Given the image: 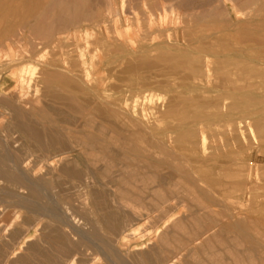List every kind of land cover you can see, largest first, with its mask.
Returning a JSON list of instances; mask_svg holds the SVG:
<instances>
[{
    "label": "rangeland",
    "instance_id": "374dc122",
    "mask_svg": "<svg viewBox=\"0 0 264 264\" xmlns=\"http://www.w3.org/2000/svg\"><path fill=\"white\" fill-rule=\"evenodd\" d=\"M54 1L0 0V61L11 59L5 55L13 51V71H26V84L32 77L36 80L11 91L6 99L16 97L18 102L7 114H0V141L10 147L15 160L25 159L23 173L37 181L48 172L42 158L68 155L45 176L48 200L62 215L67 208L77 207L67 214H78L80 226L97 230L101 237L116 220L122 226L111 231V237H118L123 227H129L126 234L136 230L137 237L119 245L122 254L147 252L155 246L160 230L169 233L170 247L186 245L182 264H264V0H126L127 5L122 0ZM32 5L37 15L28 8ZM28 58L32 61H25ZM166 128L169 133L163 132ZM6 136L11 137L8 142ZM203 136L207 139L204 146ZM19 188L0 183V234L10 246L14 230L19 238L29 228L25 223L35 225L38 220L17 204L16 195L28 196L26 189ZM250 188L255 191L246 194ZM131 205L138 209L136 216ZM14 221L17 224L11 226ZM42 221L34 227L39 226L37 233L32 228L35 239L30 242L47 246L41 242L44 233L48 234ZM142 238L146 240L142 247L147 248L135 250L136 241ZM24 248L18 256L28 253Z\"/></svg>",
    "mask_w": 264,
    "mask_h": 264
},
{
    "label": "bare ground",
    "instance_id": "6f19581e",
    "mask_svg": "<svg viewBox=\"0 0 264 264\" xmlns=\"http://www.w3.org/2000/svg\"><path fill=\"white\" fill-rule=\"evenodd\" d=\"M52 2L54 1V0H51ZM60 1V0H59ZM62 1V0H61ZM89 1V0H88ZM99 1V0H98ZM138 1V0H137ZM235 1V0H234ZM246 1V0H245ZM260 1V0H259ZM258 1V2H259ZM46 2V1H45ZM51 2V3H52ZM55 2V1H54ZM57 2H58V0H57ZM56 2V3H57ZM64 2V1H63ZM97 2V1H96ZM101 2H103V1H101ZM119 2V1H118ZM125 2H126V0H122V5H124L125 4ZM140 2V1H139ZM144 2V1H143ZM250 2V1H249ZM258 2H256V3H258ZM29 3H31V1H29ZM28 3V4H29ZM36 3H37V1H36ZM40 3V2H39ZM56 3L54 4L55 6H56ZM60 3H62V2H60ZM114 3V2H113ZM145 3V2H144ZM175 3V2H174ZM255 2H254V4H256ZM97 3H95V5H96ZM115 4V3H114ZM118 4H120V2L118 3ZM138 4V3H137ZM225 4V3H224ZM253 4V5H254ZM264 4V3H263ZM57 5H59V3L57 4ZM86 5V4H85ZM88 5V4H87ZM99 5V4H98ZM97 5V6H98ZM125 5H127V4H125ZM132 5V4H131ZM136 5V4H135ZM138 5H140V4H138ZM146 5V4H145ZM173 5V4H172ZM227 5V4H226ZM229 5V4H228ZM230 5H232V4H230ZM258 5V4H257ZM261 5V4H260ZM31 6V5H30ZM53 6V5H52ZM51 6V7H52ZM70 6V5H69ZM69 6H67V7H69ZM167 6H169V5H167ZM170 6H171V4H170ZM194 6V5H193ZM48 7H50V4H49V6ZM56 7H59V6H56ZM64 7V6H63ZM72 6H70L69 8H71ZM89 7V6H88ZM114 7V6H113ZM120 7V6H119ZM127 7V6H126ZM125 6H124V8L125 9H128V8H126ZM159 7V6H158ZM161 7V6H160ZM159 7V8H160ZM179 7V6H178ZM234 7V6H233ZM253 6H251L250 8H252ZM28 8H33V12H36V15H37V11L35 10L34 11V7H33V5H32V7H28ZM36 8H38V11H39V7H36ZM44 8L46 9L47 7L46 6H44ZM52 8H54V7H52ZM90 8V7H89ZM98 8H99V6H98ZM100 8H102L101 6H100ZM112 8V7H111ZM121 8V7H120ZM228 8V7H227ZM62 9V8H61ZM64 9V8H63ZM62 9V10H63ZM125 9L123 10V8H122V10H123V12L125 11ZM179 9V8H178ZM44 10V9H43ZM58 10H60V8L58 9ZM61 10V11H62ZM67 10V9H66ZM66 10H64L65 12H66ZM89 10V9H88ZM114 10H116V13H121V10L118 8V9H115V8H113V11ZM146 10V9H145ZM148 10V9H147ZM169 10V9H168ZM233 10V9H232ZM236 10V9H235ZM235 10H234V12H235ZM245 10V9H244ZM252 10V9H251ZM260 10V9H259ZM32 11V10H31ZM89 11H91V10H89ZM88 11V12H89ZM175 11V10H174ZM230 11V10H229ZM48 12V11H47ZM59 12V11H58ZM160 12V11H159ZM42 13V12H41ZM45 13H46V11H45ZM62 13V12H61ZM90 13V12H89ZM103 13H105V11L103 12ZM108 13V12H107ZM115 13V12H114ZM42 14H44V12L42 13ZM47 14V13H46ZM59 15H60V13H58ZM124 14H126V13H124ZM172 14V13H171ZM36 15H35V17H36ZM94 15V14H93ZM102 15V14H101ZM118 15V14H117ZM116 15V16H117ZM162 15V14H161ZM173 15H174V13H173ZM31 16V15H30ZM66 16V15H65ZM65 16H63V18L65 17ZM115 16V17H116ZM34 17V18H35ZM46 17V16H45ZM50 17V16H49ZM57 17V16H56ZM55 17V18H56ZM93 17V16H92ZM118 17H119V15H118ZM128 17V16H127ZM163 17V16H162ZM169 17V16H168ZM212 17V16H211ZM32 18H33V15H32ZM38 18V17H37ZM47 18V17H46ZM94 18V17H93ZM112 18V17H111ZM62 19V18H61ZM107 19V18H106ZM118 19V18H117ZM42 20H43V18H42ZM108 20V19H107ZM115 20V19H114ZM120 20V19H119ZM175 20V19H174ZM173 20V21H174ZM188 20V19H187ZM35 21H36V18H35ZM34 21V22H35ZM122 21V20H121ZM17 22V21H16ZM15 22V23H16ZM32 22V21H31ZM65 22V21H64ZM124 22V21H123ZM128 22V21H127ZM5 23V22H4ZM25 23V22H24ZM45 23V22H44ZM43 23V24H44ZM47 23V22H46ZM52 23V25H53V22H51ZM67 23V22H66ZM93 23V22H92ZM122 23V22H121ZM120 23V24H121ZM43 24H41V27H42V25ZM79 24V22H77V25ZM114 24H115V21H114ZM113 24V25H114ZM119 24V23H118ZM174 24V23H173ZM13 25H15V24H13ZM25 25H27V23H25ZM34 25H36V24H34ZM48 25V24H47ZM89 25H90V22H89ZM174 25H176V23L174 24ZM51 26V25H50ZM80 26V25H79ZM92 26V25H91ZM107 26V25H106ZM115 26H116V24H115ZM123 26V25H122ZM129 27H130V25H128ZM3 27V26H2ZM55 27V26H54ZM113 27V26H112ZM124 27V26H123ZM177 27V26H176ZM121 28V27H120ZM18 29V28H17ZM72 29V28H71ZM106 29V28H105ZM125 29V28H124ZM129 29V28H128ZM35 30V29H34ZM54 30H55V28H54ZM92 30V29H91ZM103 30V29H102ZM116 30H117V28H116ZM15 31H16V29H15ZM57 31H58V29H57ZM60 31V30H59ZM30 32V31H29ZM13 33V32H12ZM11 33V34H12ZM16 33V32H15ZM85 33V32H84ZM119 33H120V30H119ZM99 34V33H98ZM130 34V33H129ZM3 35H5V34H3ZM9 35H10V32H9ZM29 35V34H28ZM40 35V34H39ZM58 36V35H57ZM92 36V35H91ZM56 37V36H55ZM36 38H38V37H36ZM7 39H9V38H7ZM58 39V38H57ZM132 39V38H131ZM130 39V40H131ZM1 40H3V39H1ZM6 40V39H5ZM4 40V41H5ZM10 40V39H9ZM50 40V39H49ZM66 40V39H65ZM79 40H81V39H79ZM170 40V39H169ZM53 41V40H52ZM76 41V40H75ZM168 41V40H167ZM196 41H198V40H196ZM48 42V41H47ZM135 42V41H134ZM172 42V41H171ZM55 43H56V41H55ZM131 43V42H130ZM35 44H36V41H35ZM53 44V43H52ZM9 45V44H8ZM115 45V44H114ZM10 46V45H9ZM57 46H58V44H57ZM127 46V45H126ZM35 49V48H34ZM52 49V48H51ZM83 49V48H82ZM84 49H85V47H84ZM83 49V50H84ZM175 49V48H174ZM59 50H63V48L62 49H59ZM82 50V51H83ZM86 50V49H85ZM201 50V49H200ZM11 50H9V52H10ZM36 51V50H35ZM81 51V50H80ZM82 51H81V54H82ZM140 51H141V49H140ZM192 51V50H191ZM8 52V51H7ZM26 52V51H25ZM139 52V51H138ZM143 52V51H142ZM11 53H13V51H11L10 53H7L5 56H11V59H9L8 58V61H6V62H1L0 61V79L1 78H3L4 77V75L5 74H7V73H9L10 72V74H8L7 76H6V78H5V83L4 84H2V85H0V97L2 96V99L0 98V114L1 115H4V114H7L8 112H9V107L10 106H13V104L15 103V101L17 100L16 99V97L15 98H9V99H6L8 96V94L9 93H11V91H14L15 89H23L24 88V85L26 84V78H25V75L23 74V72H25L26 73V71H24L23 70V72H17V71H13V62L15 61V56H16V53H15V56L12 54V55H10ZM64 53V52H63ZM62 53V54H63ZM67 53V52H66ZM85 53V52H84ZM201 53V52H200ZM242 53V52H241ZM29 54V53H28ZM35 54H36V52H35ZM191 54V53H190ZM33 55V54H32ZM68 55H70V54H68ZM85 55V54H84ZM84 55H81V56H84ZM186 55V54H185ZM187 55H188V53H187ZM239 55V54H238ZM237 55V56H238ZM14 56V57H13ZM65 56V55H64ZM86 56V55H85ZM41 57H43V56H41ZM60 57V56H59ZM74 57V56H73ZM177 57V56H176ZM1 58V57H0ZM5 58V57H4ZM33 58V57H32ZM32 58H28V59H25V61L26 60H31ZM84 58V57H83ZM2 59V58H1ZM17 59V58H16ZM37 59V58H36ZM35 59V60H36ZM42 59V58H41ZM21 60V59H20ZM23 60H24V58H23ZM22 60V61H23ZM34 60V59H33ZM79 60V59H78ZM175 60H178L177 58L175 59ZM253 60V59H252ZM16 61H19V59L18 60H16ZM32 61V60H31ZM67 61V60H66ZM91 61V60H90ZM258 61V60H257ZM261 62H264V61H261ZM16 63V62H15ZM18 63V62H17ZM19 63L21 64V62L19 61ZM18 63V64H19ZM67 63V62H66ZM77 63V62H76ZM80 63H82V61L80 62ZM177 63V62H176ZM28 64H31L32 65V63L31 62H29ZM84 64V63H83ZM178 64V63H177ZM26 65V64H25ZM24 65V66H25ZM34 65V64H33ZM32 65V66H33ZM172 65V64H171ZM15 66V65H14ZM17 66V65H16ZM23 66V65H22ZM21 66V67H22ZM39 66V65H38ZM239 66V65H238ZM237 66V67H238ZM33 67H37V66H33ZM40 67V66H39ZM58 67V66H57ZM26 68V67H25ZM60 68V67H59ZM62 68H64V67H62ZM87 68V67H86ZM31 68L29 67V70H30ZM37 69V68H36ZM61 69V68H60ZM88 70H89V67L87 68ZM86 69V70H87ZM93 69V68H92ZM86 70H84V71H86ZM20 71V70H19ZM34 71H35V69H34ZM34 71L32 72V71H27L28 72V75H29V73L30 72H32L31 74H33L34 73ZM71 72V71H70ZM87 72H90V71H87ZM81 73V72H80ZM79 73V74H80ZM72 74V73H71ZM82 74H85V73H82ZM178 74V73H177ZM77 75V74H76ZM75 75V76H76ZM87 75V74H86ZM90 75V74H89ZM97 76V75H96ZM98 77V76H97ZM246 77V76H245ZM31 78V77H30ZM89 78H91V76L89 77ZM254 78V77H253ZM258 78V77H257ZM241 79V78H240ZM30 80V79H29ZM32 80L33 81H36V80H34L33 79V77H32ZM32 80H30V82L28 83V84H26V85H28V86H31V82H33ZM75 80V79H74ZM92 80H94V79H92ZM196 80V79H195ZM80 81H81V78H80ZM82 82V81H81ZM88 82H90V81H88ZM54 83V82H53ZM84 83V82H83ZM82 83V84H83ZM91 83V82H90ZM239 83H241V82H239ZM255 83V82H254ZM262 83V82H261ZM33 84V83H32ZM44 84V83H43ZM42 84V85H43ZM55 84V83H54ZM66 84V83H65ZM75 84V83H74ZM85 84V86H86V82L84 83ZM25 85V86H26ZM34 85V84H33ZM32 85V86H33ZM54 86V85H53ZM58 86H60V85H58ZM75 86H77V85H75ZM88 86H90V85H88ZM88 86H86V87H88ZM65 87V86H64ZM235 87V86H234ZM253 87V86H252ZM263 87V86H262ZM30 88V87H29ZM38 88V87H37ZM26 89V88H25ZM24 89V90H25ZM31 89V88H30ZM90 89V88H89ZM92 89H93V87H92ZM252 89V88H251ZM39 89H37V90H35V92L36 91H38ZM62 90H64V89H62ZM91 90V89H90ZM237 90V89H236ZM253 90V89H252ZM95 91V90H94ZM249 91V90H248ZM254 91V94H255V90H253ZM17 92V91H16ZM21 92V91H20ZM62 92V91H61ZM77 92V91H76ZM79 92H81V91H79ZM91 92H92V90H91ZM182 92V91H181ZM240 92V91H239ZM36 93H38V92H36ZM60 93V92H59ZM69 93H71V92H69ZM87 93V92H86ZM25 94H28L27 92L25 93ZM67 94V93H66ZM89 94V93H88ZM92 94V93H91ZM95 94V93H94ZM247 94V93H246ZM36 95V94H35ZM58 95V94H57ZM71 95H73V93L71 94ZM237 95H239V94H237ZM98 96V95H97ZM256 96H258V95H256ZM54 97V96H53ZM69 97V96H68ZM74 98H75V96H73ZM77 97V96H76ZM169 97V96H168ZM260 97V96H259ZM18 98H19V96H18ZM60 98V97H59ZM147 97H145V99H146ZM170 98V97H169ZM38 99V98H37ZM40 99V98H39ZM70 99V98H69ZM68 99V100H69ZM72 99V98H71ZM77 99V98H76ZM171 99H173V98H171ZM19 100H20V98H19ZM47 100V99H46ZM80 100V99H79ZM238 100H239V98H238ZM135 101H136V99H135ZM157 101V100H156ZM16 102H18V101H16ZM77 102V101H76ZM37 103H39L38 101H37ZM56 103V102H55ZM64 103V102H63ZM184 103V102H183ZM191 103V102H190ZM254 103H255V101H254ZM94 104V103H93ZM195 104V103H194ZM236 104V103H235ZM238 104V103H237ZM20 105V104H19ZM80 105V104H79ZM63 107H64V105H62ZM71 106H73V105H71ZM70 106V107H71ZM108 106V105H107ZM113 106V105H112ZM111 106V107H112ZM67 107V106H66ZM88 107V106H87ZM109 107V106H108ZM121 107H122V105H121ZM124 107H126V105L124 106ZM128 107V106H127ZM127 107H126V109H127ZM175 107V106H174ZM179 107H181V106H179ZM82 108V107H81ZM93 108V107H92ZM107 108V107H106ZM130 108V107H129ZM121 109V108H120ZM142 109V108H141ZM59 110V109H58ZM112 110V109H111ZM114 110V109H113ZM117 111V110H116ZM146 111V110H145ZM248 111V110H247ZM250 111V110H249ZM47 112V111H46ZM64 112V111H63ZM70 112V111H69ZM68 112V113H69ZM75 112V111H74ZM82 112H84V111H82ZM143 112V111H142ZM187 112V111H186ZM91 113V112H90ZM89 113V114H90ZM126 113V112H125ZM136 113V112H135ZM143 113H145V112H143ZM177 113V112H176ZM57 114V113H56ZM65 114H67V113H65ZM92 114V113H91ZM121 114V113H120ZM167 114V113H166ZM182 114H183V112H182ZM74 115V114H73ZM93 115V114H92ZM136 115V114H135ZM134 115V116H135ZM146 115V114H145ZM171 115V114H170ZM77 116H79V115H77ZM90 116V115H89ZM259 116V115H258ZM41 117V116H40ZM85 117V116H84ZM88 117V116H87ZM91 117V116H90ZM167 117V116H166ZM165 117V118H166ZM185 117H187V116H185ZM61 118V117H60ZM136 118V117H135ZM178 118V117H177ZM180 118V117H179ZM62 119V118H61ZM56 120V119H55ZM54 120V121H55ZM101 120V119H100ZM178 120H181V119H178ZM88 121V120H87ZM90 121V120H89ZM128 121V120H127ZM126 121V122H127ZM201 121V120H200ZM105 122V121H104ZM133 122V121H132ZM179 122V121H178ZM189 122V121H188ZM142 123V122H141ZM145 123V122H144ZM190 123V122H189ZM198 123V122H197ZM6 124V123H5ZM129 124H131V123H129ZM187 124V123H186ZM51 125H52V123H51ZM60 125H61V122H60ZM60 125H58L59 127H60ZM108 125V124H107ZM260 125H262V124H260ZM98 126V125H97ZM100 126V125H99ZM110 126V125H109ZM178 126V125H177ZM259 126V125H258ZM20 127H21V125H20ZM16 128V127H15ZM63 128V127H62ZM95 128V127H94ZM17 129V128H16ZM98 129V128H97ZM110 129H112V128H110ZM146 129V128H145ZM21 130V129H20ZM70 130V129H69ZM75 130V129H74ZM78 130V129H77ZM85 130V129H84ZM151 130V129H150ZM168 130H170V128H166V129H164L163 130V132L164 133H166V132H168L169 133V131ZM250 130L252 131V135H254L255 136V134H254V131H253V129L251 128V126H250ZM106 131V130H105ZM176 131V130H175ZM177 131H179V129L177 130ZM5 133V132H4ZM125 133V132H124ZM156 133V132H155ZM188 133V132H187ZM185 134V133H184ZM183 134V135H184ZM66 135V134H65ZM88 135V134H87ZM186 136V135H185ZM259 136V135H258ZM7 137V136H6ZM166 137V136H165ZM204 137V136H203ZM2 138V137H1ZM11 138V137H10ZM10 138H6V141H7V139H10ZM98 138V137H97ZM131 138V137H130ZM154 138V137H153ZM167 138V137H166ZM248 138V137H247ZM103 139V138H102ZM102 139H100V140H102ZM129 139V138H128ZM157 139V138H156ZM198 139V138H197ZM4 140H5V138H4ZM99 140V139H98ZM167 140V139H166ZM206 137H204V139H203V142H202V144H203V146L206 144ZM96 141H97V139H96ZM108 141V140H107ZM159 141V140H158ZM164 141V140H163ZM184 141H185V139H184ZM8 142V141H7ZM6 142V143H7ZM69 142V141H68ZM160 142V141H159ZM223 142V141H222ZM36 143V142H35ZM69 143H71V141L69 142ZM16 144V143H15ZM79 144V143H78ZM184 144V143H183ZM187 143H185V145H186ZM194 144V143H193ZM161 145V144H160ZM168 145H170V143L168 144ZM174 145H176V144H174ZM8 146V145H7ZM5 146L1 141H0V183H1V181H4V182H6V183H9V184H15V185H17V186H19L20 188H24V189H26L27 190V193H28V196H23V195H21V194H19V195H16V198L18 199H15V200H17V204L18 205H20V207H23V208H25V209H27V210H29L30 212H32L34 215L36 214V216H38V220L36 221V224L35 225H31V224H28V223H25L26 224V226H29V228H27V230H26V232H25V234L24 235H20V237L18 238L17 236V239H15L16 237H15V234H16V232H17V230H14L13 232H12V234H11V238H12V240H11V246L9 245V243L8 242H6V240H8V239H5L1 234H0V264H125V263H127V262H131V264H182V262H183V259H182V256H183V254L181 253L183 250H185V248H186V245L184 244V243H181V245H180V249H178L177 247H170L171 246V243H170V238H169V233H167V232H162V231H158L157 232V237H155V238H157V242H156V244H155V246H153L152 244H151V242H150V244L152 245V247H150L149 248V250L147 251V252H141V253H137V254H135L134 252V254L135 255H132V252H131V254L130 253H126V254H122L121 252H120V246L119 245H121V243L122 242H126V241H128L129 240V237H131V236H136L137 237V234H138V232L135 230L134 232H132V233H130V234H126V232H127V230H128V228L129 227H127V228H124L123 227V229L121 230V232L118 234V237H116V238H113V237H111V231H116V230H118L119 229V227H121L122 226V224L119 222V220H116L115 222H114V224H112V226H111V231L109 232V233H107V234H105V236H103V237H101V236H99V233L97 232V230H95V229H93V230H90V231H88V230H84L81 226H80V224H79V221L77 220V215H76V213L75 212H73L70 216L67 214L68 213V211H70L71 209L70 208H67V212L65 213V215H62L61 213H59L57 210H56V208L54 207V205H56V204H53V201H50V200H48V195L49 194H47V190H46V179H45V176L47 175V174H49L50 173V171H51V167H53L54 165H55V163L56 162H61V161H64V160H66L67 159V156L68 155H62V154H57V155H55V157L54 158H52V157H44V158H42V161L47 165V168H48V172L46 173V175H43L41 178H39L37 181H35V180H33L29 175H27V174H24L23 172L24 171H22V166H21V163H23L24 161H25V159H22V161L21 160H15L11 155V152H10V147L8 146ZM187 146V145H186ZM192 147H194V146H192ZM196 147V146H195ZM54 148V147H53ZM218 148V147H217ZM26 149V148H25ZM84 149V148H83ZM136 149H137V147H136ZM138 149H139V147H138ZM177 149V148H176ZM204 149V148H203ZM27 150H28V148H27ZM141 150V149H140ZM205 150V149H204ZM31 151V150H30ZM82 151V150H81ZM139 151V150H138ZM78 152V151H77ZM77 152H76V154H75V156L77 155ZM163 152H165V151H163ZM180 152V151H179ZM31 153L33 154V152L31 151ZM62 153V152H61ZM64 153V152H63ZM75 153V152H74ZM140 153V152H139ZM166 153V152H165ZM177 153V152H176ZM201 153V152H200ZM80 154H81V152H80ZM79 154V155H80ZM144 156L146 155V154H144V153H142ZM26 155V154H25ZM139 155H141V153L139 154ZM177 154H175V156H176ZM180 155H183L182 153L180 154ZM187 155V154H186ZM185 155V156H186ZM232 155V154H231ZM147 156V155H146ZM158 156V155H157ZM78 157V156H77ZM155 157V156H154ZM170 157H172V156H170ZM183 157V156H182ZM32 158V157H31ZM38 158V157H37ZM188 158V157H187ZM80 159V158H79ZM78 159V160H79ZM116 159V158H115ZM119 159V158H118ZM157 159V158H156ZM184 159V158H183ZM41 160V159H40ZM105 160V159H104ZM109 160V159H108ZM173 160V159H172ZM193 160V159H192ZM18 161V162H17ZM79 161H81V160H79ZM96 161V160H95ZM120 161V160H119ZM262 161V160H261ZM8 162H11V165H7V163ZM27 162V161H26ZM28 162H29V160H28ZM85 162V161H84ZM108 162V161H107ZM106 162V163H107ZM159 162V161H158ZM234 162V161H233ZM240 161H238V163H239ZM188 163H189V159H188ZM187 163V164H188ZM190 163H191V160H190ZM232 163V162H231ZM247 163V162H246ZM249 163H251L252 164V162H249ZM42 164V163H41ZM82 164V163H81ZM119 164V163H118ZM200 164V163H199ZM221 164V163H220ZM244 164V163H243ZM250 164V165H251ZM99 165H100V163H99ZM113 165V164H112ZM175 165V164H174ZM191 165V164H190ZM37 166V165H36ZM84 166V165H83ZM122 166V165H121ZM107 167V166H106ZM124 167V166H123ZM170 167V166H169ZM250 167V166H249ZM92 168V167H91ZM108 168V167H107ZM112 168V167H111ZM245 168V167H244ZM43 169V168H42ZM124 169H126V166H125V168ZM129 169V168H128ZM131 169V168H130ZM163 169V168H162ZM176 169V168H175ZM46 170V169H45ZM109 170V169H108ZM119 170H120V168H119ZM202 170V169H201ZM133 171V170H132ZM136 171H137V169L135 170V173H136ZM166 171V170H165ZM206 171V170H205ZM257 171V170H256ZM126 172V171H125ZM177 172H178V170H177ZM194 172V171H193ZM203 172V171H202ZM201 172V173H202ZM244 172H246V171H244ZM252 172V171H251ZM255 172V171H254ZM129 173V172H128ZM134 173V172H133ZM148 173V172H147ZM204 173V172H203ZM205 173H207V172H205ZM204 173V174H205ZM151 174V173H150ZM179 174V173H178ZM182 174V173H181ZM186 174V173H185ZM198 175H199V173H197ZM129 175V174H128ZM160 175V174H159ZM245 175V174H244ZM254 175H255V173H254ZM89 176V175H88ZM93 176H94V174H93ZM114 176V175H113ZM119 176V175H118ZM156 176V175H155ZM196 175H192V177L194 178ZM99 177V176H98ZM121 177V176H120ZM143 177V176H142ZM147 177H148V175H147ZM146 177V178H147ZM162 177V176H161ZM164 177V176H163ZM200 177V176H199ZM198 177V178H199ZM242 177H243V175H242ZM94 178V177H93ZM96 178V177H95ZM109 178V177H108ZM133 178V177H132ZM140 178H141V176H140ZM150 178V176L148 177V179ZM186 178V177H185ZM253 178V177H252ZM48 179V178H47ZM105 179V178H104ZM144 179V178H143ZM142 179V180H143ZM165 179V178H164ZM178 179H179V177H178ZM183 179V178H182ZM208 179V178H207ZM55 180V179H54ZM93 180V179H92ZM162 180L163 179H161V182H162ZM181 180V179H180ZM201 180V179H200ZM199 180V181H200ZM51 181V180H50ZM88 181V180H87ZM96 181V180H95ZM102 181H104V180H102ZM112 181V180H111ZM124 181V180H123ZM149 181H150V179H149ZM152 181H154L153 180V176H152ZM191 181V180H190ZM99 182H100V180H99ZM128 182V181H127ZM142 182V181H141ZM145 182H147V181H143V183H145ZM160 182V183H161ZM178 182V181H177ZM196 181H194V183H195ZM202 182V181H201ZM204 182V181H203ZM243 182H245V181H243ZM242 182V183H243ZM247 182V181H246ZM126 183V182H125ZM156 183V182H155ZM190 183V182H189ZM205 183V182H204ZM240 183V182H239ZM239 183H237V184H239ZM59 184V183H58ZM104 184V183H103ZM136 184V183H135ZM145 184H147V183H145ZM152 184H154L153 182H152ZM158 184V183H157ZM156 184V185H157ZM162 184V183H161ZM165 184H167V183H165ZM175 184V183H174ZM173 184V185H174ZM241 184V183H240ZM245 184V183H244ZM260 184H262V183H260ZM68 185V184H67ZM70 185H71V183H70ZM102 185V184H101ZM119 185H121V184H119ZM147 185H149V184H147ZM155 185V186H156ZM171 185V184H170ZM179 185H181V183L179 184ZM54 186V185H53ZM78 186H80V185H78ZM84 186V185H83ZM105 186H107V184L105 185ZM164 186V185H163ZM209 186V185H208ZM238 186V185H237ZM236 186V187H237ZM259 186H261V185H259ZM264 186V185H263ZM133 187V186H132ZM151 187H152V185H151ZM160 187V186H159ZM158 187V188H159ZM182 187V186H181ZM231 187V186H230ZM258 187V186H257ZM19 188V189H20ZM108 188H109V186H108ZM114 189H116L115 187H113ZM210 188V187H209ZM262 188V187H261ZM18 189V188H17ZM111 189H112V187H111ZM114 189H112V190H114ZM166 189H168V188H166ZM180 189V188H179ZM14 190V189H13ZM25 190V191H26ZM151 190H152V188H151ZM171 190V189H170ZM51 191V190H50ZM83 191V190H82ZM138 191H140L141 192V190H138ZM146 191H149L148 189H146ZM173 191V190H172ZM253 191H255V189H253V188H250L249 190H247V192H246V194L248 193V194H251V193H253ZM262 191V190H261ZM55 193H56V191H54ZM70 192V191H69ZM79 193H81L80 191H78ZM171 192V191H170ZM186 193H187V191H185ZM189 192V191H188ZM201 192V191H200ZM260 192V191H259ZM146 193V192H145ZM155 193V192H154ZM173 193V192H172ZM175 193V192H174ZM13 194V193H12ZM18 194V193H17ZM129 194V193H128ZM180 194V193H179ZM3 195V191L0 189V200H1V196ZM51 195H55V194H51ZM57 196H58V194H56ZM55 195V196H56ZM150 195H153V193L151 194L150 193ZM158 195V194H157ZM181 195V194H180ZM183 195H185V193H183ZM187 196L189 195V194H186ZM260 195V194H259ZM14 196V195H13ZM12 196V197H13ZM64 196H66V195H64ZM128 196V195H127ZM212 196H214V195H212ZM247 196V195H246ZM11 197V196H10ZM109 197H111V196H109ZM115 197V196H114ZM113 197V198H114ZM147 197V196H146ZM153 197H155V196H153ZM167 197V196H166ZM181 197V196H180ZM84 198V197H83ZM148 198V197H147ZM156 198V197H155ZM209 198H211V197H209ZM243 197L241 196V199H242ZM52 200H53V196H52V198H51ZM172 199H173V197H172ZM200 199V198H199ZM215 199V198H214ZM252 199V198H251ZM8 200V199H7ZM11 200V199H10ZM55 200V199H54ZM56 200H57V198H56ZM64 200V199H63ZM63 200H61V201H63ZM115 200V199H114ZM171 200V199H170ZM194 201H195V199H194ZM7 202V201H6ZM68 202V201H67ZM80 202H82V201H80ZM79 202V203H80ZM87 202V201H86ZM116 202V201H115ZM121 202V201H120ZM133 201H131V203H132ZM198 202H201V200L200 201H198ZM197 202V203H198ZM77 203V202H76ZM78 203V204H79ZM58 204V203H57ZM61 204H63V203H61ZM72 204V203H71ZM70 204V205H71ZM88 204V203H87ZM121 204L122 205H125V206H128V205H126V204H129V203H122L121 202ZM138 204V203H137ZM215 204V203H214ZM229 204V203H228ZM254 204V203H253ZM211 205V204H210ZM213 205V204H212ZM216 205V204H215ZM121 206V205H120ZM119 206V207H120ZM124 206V207H125ZM129 206H130V204H129ZM128 206V207H129ZM141 206V205H140ZM168 206V205H167ZM167 206H166V208H167ZM57 207V206H56ZM69 207V206H68ZM71 207H72V205H71ZM131 207H132V211L134 212V214H135V216L138 214V209H137V207L136 206H132L131 205ZM189 207V206H188ZM58 208V207H57ZM77 208V207H76ZM75 208V209H76ZM240 208V207H239ZM238 208V209H239ZM59 209V208H58ZM74 209V210H75ZM126 209H127V207H126ZM131 209V208H130ZM264 209V208H263ZM1 210V209H0ZM72 210H73V208H72ZM71 210V211H72ZM73 210V211H74ZM117 210H118V208H117ZM120 210V209H119ZM118 210V211H119ZM70 211V212H71ZM76 211V210H75ZM140 211V210H139ZM194 211V210H193ZM249 211V210H248ZM85 212V211H84ZM195 212V211H194ZM237 212V211H236ZM235 212V213H236ZM255 212H257V211H255ZM15 213H16V211H15ZM192 213V212H191ZM128 214V213H127ZM240 214V213H239ZM17 215V214H16ZM210 215V214H209ZM241 215V214H240ZM128 216V215H127ZM147 216V215H146ZM247 216V215H246ZM17 218L16 219H18V215L16 216ZM194 217V216H193ZM228 217V216H227ZM235 217H236V215H235ZM245 217V216H244ZM251 217H253V216H251ZM45 218H48L49 219V222H43L42 220L43 219H45ZM84 220H85V218H87L86 216L85 217H82ZM129 219H130V217H128ZM144 218V217H143ZM211 218V217H210ZM229 218V217H228ZM228 218H227V220H228ZM231 218V217H230ZM238 218H239V216H238ZM250 218V217H249ZM14 219V218H13ZM12 219V220H13ZM19 219H21V218H19ZM81 219V218H80ZM132 219V218H131ZM130 219V220H131ZM142 219V218H141ZM220 219H222V218H220ZM246 219H248V217L246 218ZM261 219V218H260ZM227 220H226V222H227ZM230 220V219H229ZM243 220H244V218H243ZM254 220V219H253ZM41 221L44 223L43 224V227H42V229H43V231H48V234H45L44 233V239L43 238H41V236H40V239H43L41 242H46L47 243V246L45 245V246H43L42 245V243L40 244L39 242H33V243H31L30 241H32V240H34L35 239V236H34V234L32 233V228H34L35 226H37L38 224H40L41 223ZM90 221V220H89ZM125 221H127V220H125ZM200 221V220H199ZM224 221V220H223ZM250 221V220H249ZM264 221V220H263ZM81 222V221H80ZM92 222V221H91ZM128 222V221H127ZM225 222V223H226ZM239 222H240V219H239ZM244 222H246L245 220H244ZM222 223V222H221ZM231 223H232V221H231ZM17 224V221H14L13 223H12V225L11 226H14V225H16ZM128 224H130V223H128ZM132 224V226L134 225L133 223H131ZM150 224V223H149ZM179 224V222H174V225L175 226H177ZM215 224V223H214ZM227 224H228V222H227ZM230 224V223H229ZM234 224V223H233ZM235 224H236V222H235ZM42 225V224H41ZM86 225V224H85ZM84 225V226H85ZM98 225V224H97ZM146 225H147V223H146ZM240 225V224H239ZM129 226V225H128ZM150 226V225H149ZM160 226H162V225H160ZM159 226V227H160ZM215 226V225H214ZM234 226V225H233ZM241 226V225H240ZM239 226V227H240ZM23 227V226H22ZM39 227V226H38ZM37 227V228H38ZM134 227V226H133ZM210 227H212L211 225H210ZM223 227V226H222ZM244 227V226H243ZM248 227H251V224L248 226ZM3 228V227H2ZM8 228V227H7ZM9 228H12V227H10L9 226ZM8 228V229H9ZM15 228V227H14ZM35 229L34 228V231L37 233V231H38V229ZM65 228H67V230H65ZM87 228V227H86ZM132 228V227H131ZM214 228V227H213ZM234 228V227H233ZM237 228V227H236ZM241 228V227H240ZM239 228V229H240ZM253 228V227H252ZM7 229V230H8ZM40 229H41V227H40ZM216 229V228H215ZM2 230V229H1ZM0 230V231H1ZM5 230V229H4ZM154 230H155V228H154ZM153 230V231H154ZM227 230V229H226ZM238 230V229H237ZM3 231V230H2ZM6 231V230H5ZM99 231V230H98ZM231 231H232V229H231ZM240 231V230H239ZM246 231V230H245ZM252 231H254V229L252 230ZM34 232V233H35ZM119 232V231H118ZM143 232V230L142 231H140V233H142ZM218 232V231H217ZM222 232H223V228H222ZM2 233V232H1ZM7 233H8V231H7ZM7 233H4V234H6L7 235ZM35 233V234H36ZM42 233V232H41ZM151 233V232H150ZM219 233V232H218ZM241 233V232H240ZM246 233V232H245ZM247 233H249V232H247ZM246 233V234H247ZM222 234V233H221ZM255 234V233H254ZM205 235V234H204ZM216 235V234H215ZM236 235V234H235ZM238 235V234H237ZM250 235H251V233H250ZM39 236V235H38ZM53 236V238H51V240H50V237H52ZM112 236H113V234H112ZM154 236V235H153ZM146 237V236H145ZM144 237V238H145ZM245 237V236H244ZM250 237V236H249ZM144 238H142V239H138L137 241H136V249L135 250H141V249H143V248H147V246H144V247H142L144 244H145V239ZM149 238V237H148ZM151 238V237H150ZM260 238V237H259ZM37 239H39L38 237H37ZM39 239V240H40ZM147 239V238H146ZM212 239V238H211ZM217 239V238H216ZM261 239V238H260ZM218 240H220V239H218ZM222 240V239H221ZM250 240V239H249ZM259 240V239H258ZM195 241H198V239H194L193 240V242H195ZM30 242V243H29ZM148 242V243H149ZM212 242V241H211ZM209 244H210V242H209ZM212 244H213V242H212ZM211 244V245H212ZM221 244V243H220ZM226 244V243H225ZM146 245V244H145ZM147 245H149V244H147ZM210 245V246H211ZM221 245H223V244H221ZM258 245V244H257ZM3 246H7L8 247V249H10V251L8 252ZM27 247V254H24V255H20V256H18V254H19V252H20V250H22L24 247ZM133 246V245H132ZM225 246H227V245H225ZM256 246V245H255ZM254 246V247H255ZM126 247V246H125ZM212 247V246H211ZM210 247V248H211ZM215 247V246H214ZM213 248V247H212ZM237 248V247H236ZM25 249V248H24ZM120 249V250H119ZM214 249V248H213ZM257 249V248H256ZM262 249V248H261ZM124 251H126L125 249H123ZM122 250V251H123ZM128 250V249H127ZM131 250V249H130ZM129 250V251H130ZM134 250V251H135ZM222 250V249H221ZM235 250V249H234ZM123 251V252H124ZM220 251V250H219ZM223 251V250H222ZM262 251V250H261ZM139 252V251H138ZM236 252V251H235ZM254 252V251H253ZM260 253V252H259ZM258 253V254H259ZM264 253V252H263ZM166 254H168V256H166ZM210 254V253H209ZM217 255H218V253H217ZM216 255V256H217ZM229 255V254H228ZM100 256H102L103 257V260L102 261H99V257ZM219 256V255H218ZM254 256V255H253ZM259 256V255H258ZM16 257V259L15 260H12L13 258H15ZM210 257V256H209ZM208 257V258H209ZM211 257H213V256H211ZM216 259V258H215ZM263 259V258H262ZM264 260V259H263ZM210 261H212V260H210ZM214 261H212V263H213ZM220 264H221V262H219ZM256 263H258V262H256ZM263 263V262H262ZM261 263V264H262ZM200 264V263H199ZM214 264V263H213ZM218 264V263H217Z\"/></svg>",
    "mask_w": 264,
    "mask_h": 264
}]
</instances>
